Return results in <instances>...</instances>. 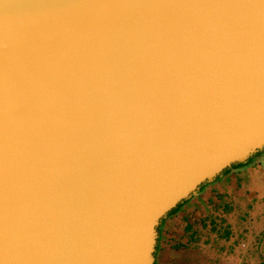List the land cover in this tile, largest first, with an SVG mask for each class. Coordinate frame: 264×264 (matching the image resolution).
Segmentation results:
<instances>
[{
	"label": "water",
	"instance_id": "obj_1",
	"mask_svg": "<svg viewBox=\"0 0 264 264\" xmlns=\"http://www.w3.org/2000/svg\"><path fill=\"white\" fill-rule=\"evenodd\" d=\"M262 150L264 0H0V264H153Z\"/></svg>",
	"mask_w": 264,
	"mask_h": 264
},
{
	"label": "crops",
	"instance_id": "obj_2",
	"mask_svg": "<svg viewBox=\"0 0 264 264\" xmlns=\"http://www.w3.org/2000/svg\"><path fill=\"white\" fill-rule=\"evenodd\" d=\"M154 257L153 264H264V153L201 185L168 216Z\"/></svg>",
	"mask_w": 264,
	"mask_h": 264
},
{
	"label": "trees",
	"instance_id": "obj_3",
	"mask_svg": "<svg viewBox=\"0 0 264 264\" xmlns=\"http://www.w3.org/2000/svg\"><path fill=\"white\" fill-rule=\"evenodd\" d=\"M263 153H264V151H259L258 153H256V154L253 155L252 157H250L246 162L235 164V165L232 166V168H236V167H239V166H244V165H246V164L252 162L257 156L262 155ZM228 170H229V168L225 169V170L223 171V173H226ZM215 179H216V178H215ZM183 202H184V201H183ZM183 202L179 203L175 208H173V209L167 214V216H166L165 218L162 219L160 225L163 223V221H164L168 216H170L173 212H175L176 209H177V208H178ZM160 225H159V226H160Z\"/></svg>",
	"mask_w": 264,
	"mask_h": 264
},
{
	"label": "built area",
	"instance_id": "obj_4",
	"mask_svg": "<svg viewBox=\"0 0 264 264\" xmlns=\"http://www.w3.org/2000/svg\"><path fill=\"white\" fill-rule=\"evenodd\" d=\"M231 264H241V263L238 261H233Z\"/></svg>",
	"mask_w": 264,
	"mask_h": 264
},
{
	"label": "flooded vegetation",
	"instance_id": "obj_5",
	"mask_svg": "<svg viewBox=\"0 0 264 264\" xmlns=\"http://www.w3.org/2000/svg\"><path fill=\"white\" fill-rule=\"evenodd\" d=\"M160 226L158 227V230H159Z\"/></svg>",
	"mask_w": 264,
	"mask_h": 264
},
{
	"label": "rangeland",
	"instance_id": "obj_6",
	"mask_svg": "<svg viewBox=\"0 0 264 264\" xmlns=\"http://www.w3.org/2000/svg\"><path fill=\"white\" fill-rule=\"evenodd\" d=\"M185 201V200H184Z\"/></svg>",
	"mask_w": 264,
	"mask_h": 264
}]
</instances>
